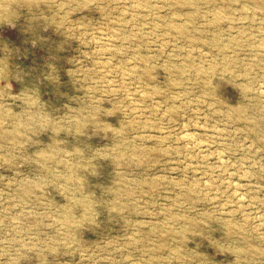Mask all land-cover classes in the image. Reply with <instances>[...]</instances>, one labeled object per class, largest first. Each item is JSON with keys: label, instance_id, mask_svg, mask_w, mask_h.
<instances>
[{"label": "rangeland", "instance_id": "rangeland-1", "mask_svg": "<svg viewBox=\"0 0 264 264\" xmlns=\"http://www.w3.org/2000/svg\"><path fill=\"white\" fill-rule=\"evenodd\" d=\"M0 8V264H264V0Z\"/></svg>", "mask_w": 264, "mask_h": 264}, {"label": "bare ground", "instance_id": "bare-ground-1", "mask_svg": "<svg viewBox=\"0 0 264 264\" xmlns=\"http://www.w3.org/2000/svg\"><path fill=\"white\" fill-rule=\"evenodd\" d=\"M1 9V8H0ZM3 10L0 12V14H2Z\"/></svg>", "mask_w": 264, "mask_h": 264}]
</instances>
